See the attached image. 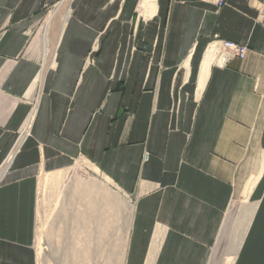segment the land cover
<instances>
[{"label":"crops","instance_id":"0c3cea01","mask_svg":"<svg viewBox=\"0 0 264 264\" xmlns=\"http://www.w3.org/2000/svg\"><path fill=\"white\" fill-rule=\"evenodd\" d=\"M61 1L0 0V264H36L38 177L79 158L134 200L123 264H209L235 194L223 264H264V0H70L48 62Z\"/></svg>","mask_w":264,"mask_h":264},{"label":"rangeland","instance_id":"374dc122","mask_svg":"<svg viewBox=\"0 0 264 264\" xmlns=\"http://www.w3.org/2000/svg\"><path fill=\"white\" fill-rule=\"evenodd\" d=\"M29 123L19 133V140L28 132ZM10 156L11 153L0 165V175L6 169ZM59 172L62 175L56 182L45 180L52 172L42 173L37 180L36 264H123L133 198L118 190L84 158L77 159ZM240 195L233 196L234 202L231 201L232 205L230 203L231 207L229 205L227 209L209 264L224 262L239 217ZM90 211L95 214L92 215L93 220L80 216Z\"/></svg>","mask_w":264,"mask_h":264},{"label":"bare ground","instance_id":"6f19581e","mask_svg":"<svg viewBox=\"0 0 264 264\" xmlns=\"http://www.w3.org/2000/svg\"><path fill=\"white\" fill-rule=\"evenodd\" d=\"M69 4H70V0H62L61 2L56 4L50 10L49 16L47 18L45 31H44V56H45L44 58L48 62H50L52 60V58H53L55 46H56V43H57L58 38L60 36V33H61V30H62V27H63V24H64V20H65V17H66V13H67ZM213 50H214L213 45H210V47L208 49V53L210 55V59L211 60H212V52H213ZM61 175H62L61 173L57 174V175H50L45 180H48V181H51V182H56L57 180L60 179ZM87 196H89V195H87ZM90 206H91V204H90ZM98 206H101V205H98ZM96 209L97 208H95V210ZM92 215L93 214L90 211V212L85 213L84 215H80V216H82L83 218L86 217V220L91 221ZM100 215H102V214H100ZM83 250L85 252H87L86 249H83Z\"/></svg>","mask_w":264,"mask_h":264},{"label":"built area","instance_id":"2783aa9c","mask_svg":"<svg viewBox=\"0 0 264 264\" xmlns=\"http://www.w3.org/2000/svg\"><path fill=\"white\" fill-rule=\"evenodd\" d=\"M227 0H213L217 8H220ZM210 45H213L212 63L224 67L233 58L244 59L249 51L246 44H239L230 40L214 38ZM19 138V137H18Z\"/></svg>","mask_w":264,"mask_h":264}]
</instances>
